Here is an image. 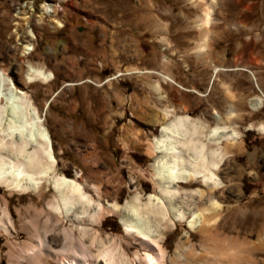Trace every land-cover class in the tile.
<instances>
[{"label": "rangeland", "instance_id": "1", "mask_svg": "<svg viewBox=\"0 0 264 264\" xmlns=\"http://www.w3.org/2000/svg\"><path fill=\"white\" fill-rule=\"evenodd\" d=\"M29 24L38 39L26 55ZM29 62L55 79L27 84ZM0 68L19 72L44 113L59 172L79 173L107 208L157 193L150 148L164 110L239 133L221 172L232 183L199 202L223 206L209 229L177 222L142 239L108 209L58 222L52 187L40 197L0 185V214L13 225L0 228V264H12L9 242L35 243L30 225L54 228L49 264H264V106L251 105L264 99V0H0Z\"/></svg>", "mask_w": 264, "mask_h": 264}, {"label": "bare ground", "instance_id": "2", "mask_svg": "<svg viewBox=\"0 0 264 264\" xmlns=\"http://www.w3.org/2000/svg\"><path fill=\"white\" fill-rule=\"evenodd\" d=\"M44 8L48 13L49 9ZM46 13L38 24L43 23ZM58 24L64 27L62 22ZM28 26L24 42L26 55L35 50L33 44L38 39L30 24ZM216 71H220L218 67ZM26 79L27 84L49 83L55 75L29 62ZM27 84L19 78V72L12 75L0 68V185L40 197L45 188L52 187L54 200L50 206L55 210L58 222L72 216L80 222L86 221V217L95 221L96 216L102 217L107 209L110 213L120 212L126 231L142 239L155 237L156 233L162 232L161 228L175 227L177 222H187L191 231L201 232L217 221L222 204L214 202L205 208L199 206V202L205 197L212 200L218 190L226 187L225 183L233 181L229 173L222 177L221 172L225 161L232 156V148L237 146L235 140L239 133L235 129L228 131L229 127L221 125L210 127L200 119L174 114L169 108L164 110L162 119L158 120L161 133L154 138L150 148L154 155L153 177L157 193L144 197L138 190L125 205L113 203L107 208L87 191L79 173L72 178L59 172V160L46 118L25 90ZM263 104V97L251 101L255 110L262 108ZM50 105L49 100L44 111ZM195 183L206 190L183 187ZM11 224L6 212L0 214L1 229L11 234ZM53 231L54 228L47 226L41 230L38 225H30L29 232L35 243H8L12 264H49L45 257L47 247L51 245L45 237ZM84 232L89 231L84 229ZM70 233L65 235L72 240ZM112 249L108 247L100 253L108 256ZM49 255L59 258V255ZM125 260L121 256L112 264H130Z\"/></svg>", "mask_w": 264, "mask_h": 264}]
</instances>
